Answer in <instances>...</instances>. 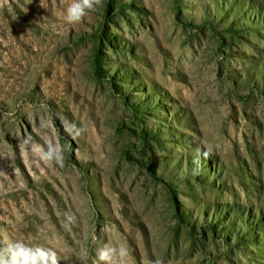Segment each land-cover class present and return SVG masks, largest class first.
<instances>
[{
    "label": "rangeland",
    "instance_id": "obj_1",
    "mask_svg": "<svg viewBox=\"0 0 264 264\" xmlns=\"http://www.w3.org/2000/svg\"><path fill=\"white\" fill-rule=\"evenodd\" d=\"M70 3L0 0V247L264 264V0H102L67 24Z\"/></svg>",
    "mask_w": 264,
    "mask_h": 264
},
{
    "label": "clouds",
    "instance_id": "obj_2",
    "mask_svg": "<svg viewBox=\"0 0 264 264\" xmlns=\"http://www.w3.org/2000/svg\"><path fill=\"white\" fill-rule=\"evenodd\" d=\"M102 5V0H71L64 13V20L67 24H79L91 12H94ZM70 127V133L75 138L81 134V130L75 124ZM68 130L67 128L65 129ZM212 146H206V150L201 152L199 148L193 159V175H199L201 171L200 158H207L212 152ZM22 153H30L38 162L48 165L63 167L64 155L63 147L58 143L47 142V147L36 143L30 137L21 144ZM65 221L69 226L78 222V217L74 212H65ZM97 264H132V249L126 242L105 243L97 250ZM0 264H61V258L54 247L43 245H30L23 239H10L0 247ZM148 264H164V261L156 258L150 260Z\"/></svg>",
    "mask_w": 264,
    "mask_h": 264
}]
</instances>
